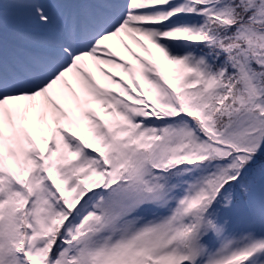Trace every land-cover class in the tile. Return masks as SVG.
Segmentation results:
<instances>
[{"label": "snow or ice", "instance_id": "snow-or-ice-1", "mask_svg": "<svg viewBox=\"0 0 264 264\" xmlns=\"http://www.w3.org/2000/svg\"><path fill=\"white\" fill-rule=\"evenodd\" d=\"M0 264H264V0H0Z\"/></svg>", "mask_w": 264, "mask_h": 264}, {"label": "bare ground", "instance_id": "bare-ground-1", "mask_svg": "<svg viewBox=\"0 0 264 264\" xmlns=\"http://www.w3.org/2000/svg\"><path fill=\"white\" fill-rule=\"evenodd\" d=\"M123 39H124V42L129 46V48H130L133 52H135L137 55H138V54L143 55V54L139 51V49H137L134 45L131 44L130 41L127 40V38H123ZM110 46L113 48V50H115V51L118 52V55H119L123 60L128 61L129 63H133V64H134V62L131 60V58L128 57L126 53H123V51H122L121 49H118L117 46H115L114 44H112V45H110ZM105 71H107V72H109L110 74H113V75H115V76H118V74L120 73V70H118V69H109V68H105ZM96 75H97V78L100 79L99 76H98V74H96Z\"/></svg>", "mask_w": 264, "mask_h": 264}, {"label": "rangeland", "instance_id": "rangeland-1", "mask_svg": "<svg viewBox=\"0 0 264 264\" xmlns=\"http://www.w3.org/2000/svg\"><path fill=\"white\" fill-rule=\"evenodd\" d=\"M138 55H141V54H138ZM141 56H142V55H141ZM117 78H121V79L127 80V77H124V76L122 75L121 72L118 74ZM92 107L95 108V107H97V106H96V105H92Z\"/></svg>", "mask_w": 264, "mask_h": 264}]
</instances>
